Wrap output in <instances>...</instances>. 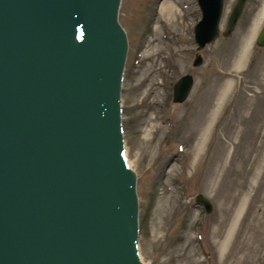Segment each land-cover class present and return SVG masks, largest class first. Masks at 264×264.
Wrapping results in <instances>:
<instances>
[{"label":"water","instance_id":"water-1","mask_svg":"<svg viewBox=\"0 0 264 264\" xmlns=\"http://www.w3.org/2000/svg\"><path fill=\"white\" fill-rule=\"evenodd\" d=\"M213 1L194 65L219 35L224 0ZM121 2L0 0V264H144L121 122ZM245 3L235 1L221 34ZM255 42L264 46V23ZM193 81L180 75L172 100L183 101ZM194 200L213 208L202 192Z\"/></svg>","mask_w":264,"mask_h":264},{"label":"rangeland","instance_id":"rangeland-1","mask_svg":"<svg viewBox=\"0 0 264 264\" xmlns=\"http://www.w3.org/2000/svg\"><path fill=\"white\" fill-rule=\"evenodd\" d=\"M235 1L224 0L219 35L200 49L198 65V0L121 2V122L144 264H264V46L255 42L264 0H246L223 35ZM184 73L194 81L176 102L173 83ZM197 192L212 201L210 212Z\"/></svg>","mask_w":264,"mask_h":264},{"label":"bare ground","instance_id":"bare-ground-1","mask_svg":"<svg viewBox=\"0 0 264 264\" xmlns=\"http://www.w3.org/2000/svg\"><path fill=\"white\" fill-rule=\"evenodd\" d=\"M205 1H210V3H209V6H208V8L206 9H203L202 8V2H205ZM198 3H199V5H200V8H201V11H202V15H203V13H208V14H210L211 13V10H212V12H213V9H214V1L213 0H198ZM164 7H163V9H165V10H168V12H170V15L171 16H173L174 15V13H172V11L174 10L175 11V5H172V4H168V3H166V4H164L163 5ZM210 6H212L213 8H210ZM209 11V12H208ZM167 12V13H168ZM176 12V11H175ZM172 13V14H171ZM262 16H264V6H263V8H262V12H261V17ZM204 20H205V18L204 19H202L201 18V20H200V23L197 25V27H195V40L197 41V39H199L200 40V38H204V36H206V34H207V32H208V28L206 27V25H205V23H204ZM255 28H257V27H255ZM208 35V34H207ZM249 46H246V48L244 49V53H243V57H244V55H245V52H246V49L248 48ZM182 81V78H180L177 82H176V85H175V87L177 88V90L179 89V87H181L183 84H180V82Z\"/></svg>","mask_w":264,"mask_h":264}]
</instances>
